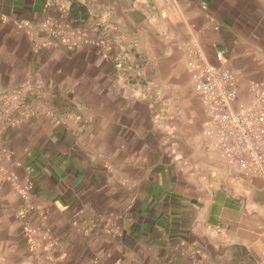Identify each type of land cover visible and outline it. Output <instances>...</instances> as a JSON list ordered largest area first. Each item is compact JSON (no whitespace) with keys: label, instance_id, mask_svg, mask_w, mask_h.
I'll return each instance as SVG.
<instances>
[{"label":"crops","instance_id":"1","mask_svg":"<svg viewBox=\"0 0 264 264\" xmlns=\"http://www.w3.org/2000/svg\"><path fill=\"white\" fill-rule=\"evenodd\" d=\"M43 2L0 0V111L8 103L16 120L1 166L33 184L54 240L43 263L264 264V178L239 176L206 148L186 69L196 46L259 80L264 0H65L68 27L108 37L104 55L18 29L57 18ZM16 93L23 107L13 110ZM197 111L203 144L191 155L203 162H181L165 144ZM19 205L0 182V264H37Z\"/></svg>","mask_w":264,"mask_h":264},{"label":"built area","instance_id":"2","mask_svg":"<svg viewBox=\"0 0 264 264\" xmlns=\"http://www.w3.org/2000/svg\"><path fill=\"white\" fill-rule=\"evenodd\" d=\"M202 8H205L202 5ZM43 10L54 11L57 18L41 22L21 21L16 27L27 33H39L46 39L58 40L69 50L82 44L93 45L100 51L108 49L105 35L93 38L88 29H72L66 24L68 4L65 0H44ZM216 63H209L200 49L189 47L186 69L194 93L205 113L203 137L206 148L217 155L233 172L245 179L264 178V75L259 80L244 79L224 59L215 54ZM246 85V95L240 94V84ZM13 110L23 107L21 94L11 95ZM8 103L0 111V182L8 183L17 193L20 206L16 218L22 225V238L36 257L48 258L54 240L43 227V217L30 200L33 184L21 181L1 166L9 151L1 141L8 126L16 123ZM25 114L22 110L21 116Z\"/></svg>","mask_w":264,"mask_h":264},{"label":"rangeland","instance_id":"3","mask_svg":"<svg viewBox=\"0 0 264 264\" xmlns=\"http://www.w3.org/2000/svg\"><path fill=\"white\" fill-rule=\"evenodd\" d=\"M88 32H89L90 35H92L89 30H88ZM35 34L38 35L39 33H35ZM40 35L43 37L42 34H40ZM102 35H104V34H102ZM106 39L108 40V49L105 50V51H100L98 47L91 45V46H93V47L96 48L97 53L100 54V55L106 54L108 52L109 48H110V45H109L110 43H109V39H108L107 36H106ZM194 114H195V112H194ZM195 116H196L195 122H194L193 125L190 126V128L187 125H184L186 122H184V124L181 123V126L178 129L179 130V133L178 134H179V137H180L179 139H177L175 141H172V142H166L165 145H166V148L171 149V150L174 149L175 151H178V152H180L182 154L181 155L182 156L181 157V162H183V161L186 160L188 162H192V163H195L196 162L197 164H202L203 160L200 159V157H199L198 154L191 155V153H192V151L194 149H198L199 150V147L202 148V144H203L202 143L201 127H200L201 126V120H202V116L203 115H202V113H200L199 111H197V113H196ZM9 127L10 126H8L6 128V130ZM15 217H16V212H15ZM21 236H22V225H21ZM23 241H24V239H23ZM24 243H25V241H24ZM25 246H26V248L28 250V247H27L26 243H25ZM28 252L31 255V257L33 259H35V261L37 262V264H44L43 262L48 259L44 255L43 256H40V257H36V256L32 255V253L29 250H28Z\"/></svg>","mask_w":264,"mask_h":264}]
</instances>
